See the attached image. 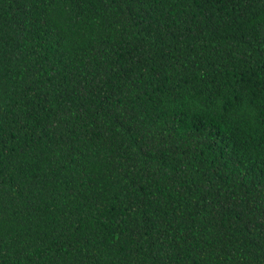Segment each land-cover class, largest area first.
<instances>
[{"label":"trees","instance_id":"1","mask_svg":"<svg viewBox=\"0 0 264 264\" xmlns=\"http://www.w3.org/2000/svg\"><path fill=\"white\" fill-rule=\"evenodd\" d=\"M0 264H264V0H0Z\"/></svg>","mask_w":264,"mask_h":264}]
</instances>
